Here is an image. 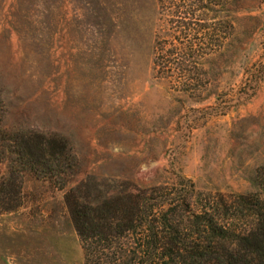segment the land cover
<instances>
[{
    "label": "rangeland",
    "instance_id": "374dc122",
    "mask_svg": "<svg viewBox=\"0 0 264 264\" xmlns=\"http://www.w3.org/2000/svg\"><path fill=\"white\" fill-rule=\"evenodd\" d=\"M208 1L216 47L188 89L154 67L162 0H0V264H85L78 188L264 202V0ZM42 138L66 146L54 172L14 153Z\"/></svg>",
    "mask_w": 264,
    "mask_h": 264
},
{
    "label": "trees",
    "instance_id": "16d2710c",
    "mask_svg": "<svg viewBox=\"0 0 264 264\" xmlns=\"http://www.w3.org/2000/svg\"><path fill=\"white\" fill-rule=\"evenodd\" d=\"M208 2H161L162 13L170 18L156 42L154 67L182 88L191 89L204 75L203 62L215 51L214 43L200 37ZM17 149L14 153L30 169L44 165L54 172V159L66 146L42 138L23 141ZM75 192L81 194V188L72 190L66 202L85 264H264V202L259 197L237 196L232 202L207 198L195 211L187 196L177 199L168 187L101 202L76 198ZM246 212L254 217V227L239 230L237 219L248 217Z\"/></svg>",
    "mask_w": 264,
    "mask_h": 264
}]
</instances>
